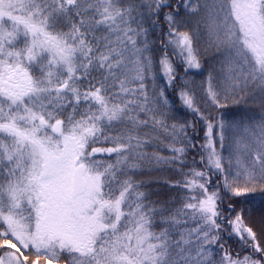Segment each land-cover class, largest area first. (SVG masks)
I'll use <instances>...</instances> for the list:
<instances>
[{
	"label": "snow or ice",
	"instance_id": "obj_1",
	"mask_svg": "<svg viewBox=\"0 0 264 264\" xmlns=\"http://www.w3.org/2000/svg\"><path fill=\"white\" fill-rule=\"evenodd\" d=\"M0 264H264V0H0Z\"/></svg>",
	"mask_w": 264,
	"mask_h": 264
}]
</instances>
